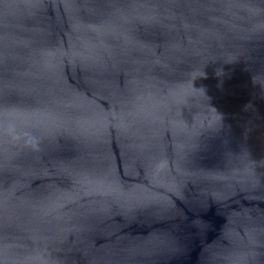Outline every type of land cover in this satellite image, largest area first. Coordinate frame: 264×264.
<instances>
[{
  "label": "water",
  "instance_id": "water-1",
  "mask_svg": "<svg viewBox=\"0 0 264 264\" xmlns=\"http://www.w3.org/2000/svg\"><path fill=\"white\" fill-rule=\"evenodd\" d=\"M145 109L264 247V0H73Z\"/></svg>",
  "mask_w": 264,
  "mask_h": 264
},
{
  "label": "clouds",
  "instance_id": "clouds-1",
  "mask_svg": "<svg viewBox=\"0 0 264 264\" xmlns=\"http://www.w3.org/2000/svg\"><path fill=\"white\" fill-rule=\"evenodd\" d=\"M24 136L28 137L26 140V146L32 147L33 149L38 148V141H36V138L31 136L30 133H24Z\"/></svg>",
  "mask_w": 264,
  "mask_h": 264
}]
</instances>
